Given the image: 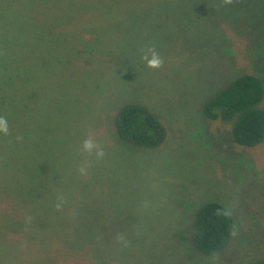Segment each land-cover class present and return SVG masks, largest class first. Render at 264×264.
Returning <instances> with one entry per match:
<instances>
[{"label": "rangeland", "instance_id": "1", "mask_svg": "<svg viewBox=\"0 0 264 264\" xmlns=\"http://www.w3.org/2000/svg\"><path fill=\"white\" fill-rule=\"evenodd\" d=\"M220 3L149 2L108 23L101 9L82 25L95 40L86 44L92 54L77 56V40L61 27L98 3L0 0V116L10 130L0 134V168H27L24 185L44 206L46 234L56 225L65 246L91 250L70 264H247L264 256V140L239 145L228 124L202 112L204 100L238 75L264 81V0ZM151 46L164 60L158 69L141 59ZM134 101L167 128L155 149L114 131L117 109ZM89 137L102 159L82 152ZM209 200L235 213L236 235L213 256L190 240L194 213ZM55 255L51 264H68Z\"/></svg>", "mask_w": 264, "mask_h": 264}, {"label": "trees", "instance_id": "2", "mask_svg": "<svg viewBox=\"0 0 264 264\" xmlns=\"http://www.w3.org/2000/svg\"><path fill=\"white\" fill-rule=\"evenodd\" d=\"M66 1L69 3L73 0ZM75 1L80 3L95 1L100 6L99 9H88V11L80 9L79 13H85L61 27V30L68 28L73 33L78 42L74 53L78 56L93 47L91 45L86 47L89 40L95 43L90 31L83 32L82 25L86 28L90 26L88 24L92 23L93 17L101 9L108 23L124 17V11L129 8L144 7L149 2L169 0ZM60 26L47 30L46 33L51 35L54 31L60 30ZM113 38L111 42H114ZM87 53L91 55L92 51L87 50ZM83 58L88 57L83 56L81 60ZM38 95L36 89H31L28 97L36 98ZM202 112L210 121L219 120L228 124L230 136L235 143L248 147L261 143L264 140L263 79L253 73L238 75L204 100ZM113 125L119 139L143 149L159 147L167 136L165 124L148 105L141 102H127L121 105L114 116ZM0 170L6 175L0 181V196L3 197L0 200V264H51L50 261L55 253L57 254L55 256H59L62 261L67 259L68 264H70L68 260L75 256L83 259L92 257L89 249L84 253L72 246V243L65 246L66 244L58 239L57 232L61 230L56 225L51 226L50 234L45 233L44 206L42 202L30 199V192L24 185L27 168L9 166ZM225 209L229 208L218 201L209 200L202 203L195 211L190 240L199 252L213 256L229 243L234 230L235 213L232 211L231 216H224L222 213ZM68 252L69 255H64ZM53 264L64 263L53 262ZM93 264H96V261ZM247 264H264V256Z\"/></svg>", "mask_w": 264, "mask_h": 264}, {"label": "clouds", "instance_id": "3", "mask_svg": "<svg viewBox=\"0 0 264 264\" xmlns=\"http://www.w3.org/2000/svg\"><path fill=\"white\" fill-rule=\"evenodd\" d=\"M233 3V0H221V3L218 5V7H224L227 5H231ZM142 52L144 53L141 57L143 61L146 62V67L151 69H158L163 66L164 60L159 55V53L156 51L154 46L148 47L146 49H142ZM149 56L151 58H149ZM0 134H3L5 136L10 134L9 125L7 118L4 116H0ZM17 139H21L20 137H17ZM81 150L83 153H87L88 155H92L94 153L95 157L99 160L102 159L105 155L103 148L92 138L89 137L85 139L81 145ZM78 172L80 175H87V165H82L78 168ZM58 202L55 205V209L57 211H60L63 206L64 198L63 196L57 197ZM224 216H231L232 210L231 209H225L222 213ZM233 236L236 235V232L233 231ZM118 241L125 242L124 236L118 235L117 237ZM125 246H127V243L125 242Z\"/></svg>", "mask_w": 264, "mask_h": 264}]
</instances>
